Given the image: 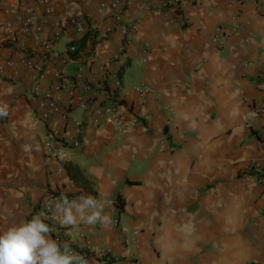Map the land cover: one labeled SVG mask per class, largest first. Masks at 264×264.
<instances>
[{"label": "crops", "instance_id": "1", "mask_svg": "<svg viewBox=\"0 0 264 264\" xmlns=\"http://www.w3.org/2000/svg\"><path fill=\"white\" fill-rule=\"evenodd\" d=\"M50 1L55 12L40 18L41 36L62 18L53 49L73 40L79 51L69 72L85 62L100 77V60L123 37L114 27L101 38L113 19L99 3L111 0ZM151 2L122 9V22L136 28L119 66V111L135 125L122 133L85 124L81 145L68 144L60 158L43 142L72 139L74 125L31 119L32 73L19 62L22 50L36 53L50 73L52 56L25 34L14 46L0 41V64L13 61L0 75V233L43 215L62 249L88 252L87 264H102L105 249L108 264H264V187L249 168L263 160V121L253 109L264 101V0H182L169 17L155 12L160 0ZM27 6L39 9L37 0H0V17L19 29L4 10ZM74 19L101 35L89 46L72 33ZM218 25L229 34L222 46L211 40ZM68 163L85 184L70 182ZM110 199L118 203L117 225Z\"/></svg>", "mask_w": 264, "mask_h": 264}, {"label": "built area", "instance_id": "2", "mask_svg": "<svg viewBox=\"0 0 264 264\" xmlns=\"http://www.w3.org/2000/svg\"><path fill=\"white\" fill-rule=\"evenodd\" d=\"M135 0H111L109 2H100L98 11L104 13L111 11L113 26L105 25L103 34H97L93 26H89L87 22L74 19L71 23L72 33L85 37L86 44L91 45L93 40L98 36L106 38L112 33L114 27L119 28L123 35L116 50L107 59L100 60L101 76L93 77L90 71L91 64L80 62L77 68L70 73L67 68V63L73 59V56L79 51L78 45L72 40L59 49H53L58 43L57 40L61 38L62 34V18H57L52 23L51 35L41 36L42 25L41 17L53 15L55 7L50 0H37L36 6H27L23 9H5V13L15 15L20 21L19 29H12L0 17V32L1 43L10 46L17 45L19 34H25L32 38L34 44L40 45L49 56H52V62L55 63L52 71L49 73L45 67V60L42 57L27 50L20 52L19 62L22 63L32 73L30 92L33 103L35 104L34 113L31 116L32 120L41 122H53L57 119L64 121L71 120L74 125L75 137L72 139L66 138L64 134L52 135L51 138L44 140L43 144L48 155L56 158L63 157L64 149L69 144L71 147L78 148L81 145V134L83 133L85 124L92 126H100L103 124H110L116 130L126 133L130 127L135 125V121H126L123 114L119 111L121 102L120 88L122 80L119 75V66L122 64V55H124L126 48L125 44L129 43L127 38L128 32L136 28V23L122 22V9ZM148 7H151V0H138ZM182 0H160L159 6L155 12L160 16L169 17L171 11L176 12L179 9ZM37 10H40L39 14ZM228 33L223 25H218L211 37L212 42L217 46H222L228 38ZM58 64V65H57ZM13 61L7 59L4 64H0V75L4 71L5 66H12ZM262 87V85H260ZM65 95V96H64ZM80 109L83 111V116L80 118L70 117L71 113ZM255 116L262 119L263 124L259 132V140L263 152V160L261 163L249 166L256 176L257 182L264 187V101L253 109ZM70 182H73L71 180ZM65 201H60L56 205V209L62 211L64 209ZM108 204L111 205L112 221L118 224V203L116 199H110ZM46 209L51 218H55L52 204L47 201ZM57 243L60 242L58 236H52ZM75 256V264H87L86 251H78L75 249H67ZM101 257L105 261L102 264H108L113 260L110 251L101 250ZM136 264H143L137 262Z\"/></svg>", "mask_w": 264, "mask_h": 264}, {"label": "clouds", "instance_id": "3", "mask_svg": "<svg viewBox=\"0 0 264 264\" xmlns=\"http://www.w3.org/2000/svg\"><path fill=\"white\" fill-rule=\"evenodd\" d=\"M46 219L36 215L0 233V264H75V256L52 239Z\"/></svg>", "mask_w": 264, "mask_h": 264}, {"label": "trees", "instance_id": "4", "mask_svg": "<svg viewBox=\"0 0 264 264\" xmlns=\"http://www.w3.org/2000/svg\"><path fill=\"white\" fill-rule=\"evenodd\" d=\"M67 172L72 180H74L77 183H83L85 184V179L81 173V171L78 169L77 166L68 163L66 166ZM63 198H67L66 195H63ZM119 198V197H118Z\"/></svg>", "mask_w": 264, "mask_h": 264}]
</instances>
